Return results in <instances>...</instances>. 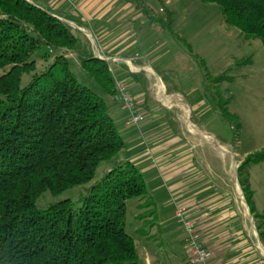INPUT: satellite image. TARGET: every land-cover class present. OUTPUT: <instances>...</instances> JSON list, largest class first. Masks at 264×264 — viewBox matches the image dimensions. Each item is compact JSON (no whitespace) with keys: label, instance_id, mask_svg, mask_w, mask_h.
<instances>
[{"label":"trees","instance_id":"trees-1","mask_svg":"<svg viewBox=\"0 0 264 264\" xmlns=\"http://www.w3.org/2000/svg\"><path fill=\"white\" fill-rule=\"evenodd\" d=\"M199 1L216 5L221 21L241 41L264 47V0ZM65 21L88 28L79 17L34 0H0V264H139L135 242L124 230L125 201L145 194L135 167L114 166L88 188L77 208L70 199L36 207L46 192L56 196L88 183L102 162L125 148L108 104L77 81L66 54H73L101 93L116 101L108 62L95 57L87 37ZM43 46L55 55L21 87L22 76L35 71L31 57ZM227 72L212 77L209 88L204 70L205 91L221 120L235 121L239 128L220 90L222 82L233 79ZM127 76L146 91L143 74ZM259 163H264V151L246 155L237 167V181L264 245V213L255 211L249 184V168ZM147 204L152 209L138 217L151 218V226L154 204L138 207ZM138 231L146 235L144 228Z\"/></svg>","mask_w":264,"mask_h":264},{"label":"rangeland","instance_id":"rangeland-1","mask_svg":"<svg viewBox=\"0 0 264 264\" xmlns=\"http://www.w3.org/2000/svg\"><path fill=\"white\" fill-rule=\"evenodd\" d=\"M34 1L42 7L66 12L73 18L79 17L87 23V29L79 28L72 22L67 23L87 33L82 32L87 37L93 52L99 41L102 51L114 55L115 50H111V47L114 46L115 41L112 38L109 40L107 35V43L103 44L99 38L98 7L100 5L101 15L105 18L104 21L108 22V32L115 35L118 30L117 23L126 26L121 30L122 40H124L123 34L131 35L128 42L132 44V49L145 50L144 53H147L148 63L153 71L152 73L146 59L135 50L133 53L135 59L128 64L133 65L136 61L144 63L140 68H143V76L148 81L146 91L139 89L132 92L128 76L119 80L125 83L142 113L141 134L149 142L150 151H141L132 133L128 134L130 130L123 128L124 112L119 113L113 102L101 93L91 77L78 65L75 56L66 54V57L70 59V69L77 81L99 95L108 104L109 114L125 142V148L110 161L102 162L96 169L93 179L88 183L69 188L56 196L46 192L37 200L36 207L43 209L55 201L70 199L73 206L77 208L82 204L88 188L100 182L114 166L131 165L138 169L144 181L145 194L143 197L125 201L124 230L135 242L139 264H146L147 256H150L153 262L161 261L163 264L173 262L171 256L174 253L179 259L185 257L186 248L179 239L178 226L173 229L162 228L163 225L158 228L155 223L149 226L151 218H139L138 216L152 207L149 204L143 208L138 206L141 203L151 202L154 207L157 206L159 212H162V207L167 205L164 196L167 189L165 178L174 171L176 173L179 171L181 176L191 175L194 170L193 163L196 162L199 165V153L202 154V165L218 166L219 179L234 180L236 166L232 165L231 156L222 155L211 146L219 144L228 151L235 152L236 160L248 154L264 151V47L258 41H241L238 32L227 28L221 21L220 10L216 5L204 4L199 0ZM159 1L164 7L173 11L171 30L175 32L171 35V40L164 27L167 15ZM149 15L154 16L157 22L150 25L146 20ZM110 19H112L111 23ZM157 37H160V40ZM44 55H47L45 61L42 59ZM54 55L55 53L45 46L34 53L31 60L35 62V71L22 76L21 87L28 84L34 73L44 70ZM240 63L243 65L239 66ZM166 66L180 73L179 78L184 81L185 87H190L187 94L183 93L186 101L180 94L166 93L164 85L163 91L159 90L158 83L161 80H158L160 77L153 69H164ZM108 67L112 69V66ZM132 68L135 70L134 67ZM204 70L210 76L207 80L209 88L213 86L210 79L226 70H228L226 75L233 78L231 81L222 82L220 90L223 97L229 100L228 112L238 118L239 128L235 121L230 123L221 120L209 91L200 93L193 89L196 83H206ZM3 71L4 69H0V74ZM115 80L118 79L114 78V82ZM146 94H148L146 96L147 103H149L148 110L143 107V97ZM201 100L203 104L199 110H192L187 105L188 102L190 106H194L197 101L200 103ZM163 105H170L168 114L161 111ZM185 123L186 126H191L193 134L200 132L199 134L205 135L207 139L204 140L211 146L205 141H196L202 146L193 148L186 145L185 135L187 134L191 140L193 137L187 132ZM211 134L218 138V140L215 139L217 142ZM236 164L238 165L237 161ZM221 169H224V172H221ZM250 181L254 190V200L260 209L264 210V163L250 168ZM154 209L156 210V207ZM174 221L171 220V223L175 224L176 221ZM154 222H156L155 219ZM141 228L145 229L147 236L140 234L138 230ZM259 251L264 256V245Z\"/></svg>","mask_w":264,"mask_h":264},{"label":"crops","instance_id":"crops-1","mask_svg":"<svg viewBox=\"0 0 264 264\" xmlns=\"http://www.w3.org/2000/svg\"><path fill=\"white\" fill-rule=\"evenodd\" d=\"M159 3L161 6H163L162 8L166 12V14L168 12L171 13L170 19L172 24L173 11L164 7L162 2L159 1ZM99 7H98L99 38L101 42H103V44L107 43V38H108L107 35L109 36V40L112 38L115 42L113 43L114 46L111 47V50L112 49L115 50V54L114 55L109 53L107 54L104 51H102L103 49L101 50L99 46L100 45L99 41H97L98 46H96V48L98 49L100 55L106 59L108 65L112 66L113 72L111 73L113 74V77L118 80H121L124 77H126L129 73L136 75L144 74L142 72L143 68H140L142 67V65H144L143 62L140 61L133 62L134 66L132 64L130 65L128 64V62H131L135 59V57L133 56L135 50L140 53L141 57H144L146 59L147 61L146 63L149 65L150 70L152 71V67L148 63L147 53H144L145 50L143 49L139 50L136 48L132 49V44L128 42L129 38H131V35L123 34L122 37L124 40H122L121 35L123 32L121 30L126 26H122L121 24L117 23L116 27L118 30L115 33V35H113V33L111 32H108V28H107L108 22L104 21L105 18L101 15ZM131 10L133 11V9ZM146 20L149 22L150 25H152L153 22L154 23L157 22L155 21V17L152 15L147 16ZM111 21L112 19H110L109 22L111 23ZM164 27L168 31L169 40H171V35L175 32V30H173L174 32H172L171 25L170 26L168 25L167 18ZM158 38L160 40V37H157V39ZM183 42L185 41L183 40ZM143 47H145V45H143ZM183 51H185V49ZM95 57L97 56L95 55ZM131 66L134 67L135 70ZM153 70L158 74L160 80H161V76L162 78H164L165 82L161 80L163 83L161 84L165 86L166 93H169V95L180 94L183 97V99L186 101V98L183 95V93H186L187 90L190 89V87L189 88L185 87L184 81L181 80V78H179L180 73L178 74L176 70L170 69L169 66H166V68L164 69L162 68V69H156V70L153 69ZM181 76L183 75L181 74ZM129 82L131 86L130 89L132 90V92L138 91L139 89L143 90L140 81L131 79L129 80ZM195 86L196 87H194L193 89L198 90L201 93L205 91L206 83L205 82L196 83ZM167 87L171 89V92L167 91ZM146 96H148V94H146L145 97H143L144 98L143 107L145 108V110H148L149 103H147ZM112 102L115 108H117V110L120 113L121 109L119 108L118 102L117 101H112ZM168 102L170 101L168 100ZM202 104H203L202 100L200 103H198L197 101L194 106H190L189 103L187 102V105L192 110H199ZM168 107L170 108V105L169 106L163 105L161 111L165 114H168L169 113ZM124 114L125 117L122 122L123 128L125 130H130L128 134L132 133V135L135 137V142L138 143L137 145L139 150L150 151L149 142L146 141L145 138H143V135L141 134L140 125L139 127H127L125 125L126 113L124 112ZM185 122L187 123V121ZM196 126L198 127V125ZM187 132L189 133V135L193 137V140H191L186 134L185 144L190 145L192 148L194 146L195 147L199 145L202 146V144L196 143V141L201 142V141H205L204 139H207L205 135L203 136L199 134L200 133L199 131L198 134H193L194 131L191 132L187 128ZM201 133L203 134V132ZM211 135L214 138V140L215 139L218 140L216 136H214L213 134ZM205 143L211 146L206 141ZM219 143L221 145H224L223 142L219 141ZM217 146L220 145L217 144L215 146H211V148L216 149L222 155H230L232 165H234L232 160L233 157L235 159V162L236 161L238 162V165L245 158V156H243L241 159L236 160L235 152L232 153L222 146H220L222 147V149H219V147ZM223 151H226V153H224ZM198 162L199 165L196 162H194L195 164L193 163L194 170L192 171L191 175L181 176V174H179V171L177 173L175 171L174 172L172 171L173 173L170 174L167 178H165L166 179L165 184L167 185V189L164 192L165 194L164 196L166 197L167 205L162 207V212H159V210H157V206H155L156 212L154 219L156 220V222L154 223L156 224V227L159 228V226L163 225L164 227L162 228L173 229L176 228V226H178L179 229L177 231L179 234L178 235L179 239L184 243L183 234L179 225H177V223H175L176 225L171 223V220L172 221L175 220L174 219L175 205H178L185 210L187 216L197 221L200 230L201 241L203 245L211 252L210 264H250L255 259L264 258L263 254L259 251L260 249L258 245L259 239L254 225V219L249 211V214L252 217V223H253L252 225V223L249 220L248 211L243 203V201L245 200L241 188L237 181V168L236 170H234V180L219 179L218 178L219 169L217 165H209V164L202 165L201 153L198 154ZM250 168H249V184H250V189L253 192V206L256 212L264 213V210L260 209V207L256 204V201L254 200V190L252 189V184L250 181ZM220 171L224 172V169H221ZM171 257H173L172 260H174L173 262H171L173 264H189L187 251H186V256L180 259L177 257L176 253L172 254ZM156 262L157 263H155V261L153 262L150 256L149 257L147 256L146 264H163L161 261H156Z\"/></svg>","mask_w":264,"mask_h":264},{"label":"built area","instance_id":"built-area-1","mask_svg":"<svg viewBox=\"0 0 264 264\" xmlns=\"http://www.w3.org/2000/svg\"><path fill=\"white\" fill-rule=\"evenodd\" d=\"M95 55L100 60L106 59L100 55L95 48ZM111 71V68L108 67ZM116 96L115 99L119 104L121 111L126 113L125 125L127 127H138L143 119L142 113L136 106L127 86L124 82L115 80ZM174 218L179 225L183 241L188 255L189 264H210L211 252L203 245L198 223L195 219L186 215L185 210L175 205ZM250 264H264V258H258Z\"/></svg>","mask_w":264,"mask_h":264},{"label":"water","instance_id":"water-1","mask_svg":"<svg viewBox=\"0 0 264 264\" xmlns=\"http://www.w3.org/2000/svg\"><path fill=\"white\" fill-rule=\"evenodd\" d=\"M66 23H67V21H65ZM82 32H84V34H87L84 30H82V29H80ZM158 78V77H157ZM158 80H160V78H158ZM224 153H226V151H223ZM233 164L236 166V168H237V164H236V162H235V159H234V157H233ZM235 175H236V172H235ZM243 203H244V205H245V207H246V209H247V211H248V214H249V210H248V207H247V204H246V202L245 201H243ZM249 220H250V222L252 223V217H251V215L249 214ZM252 225H253V223H252ZM258 245H259V247L260 248H262V245H261V243L258 241Z\"/></svg>","mask_w":264,"mask_h":264},{"label":"bare ground","instance_id":"bare-ground-1","mask_svg":"<svg viewBox=\"0 0 264 264\" xmlns=\"http://www.w3.org/2000/svg\"><path fill=\"white\" fill-rule=\"evenodd\" d=\"M148 70H149V69H148ZM152 73H153V72H152ZM158 87H159V90L163 91V85L161 84V82L158 83ZM158 93H159V92H158ZM162 96H164V95H162ZM164 97H165V96H164ZM164 97H163V98H164ZM163 101H164V100H163ZM165 102H166V101H165ZM182 110H183V109H182ZM187 128H188L189 131H191V132L193 131V130L191 129V126L187 125ZM187 128H186V129H187ZM194 130H195V129H194ZM203 139H204V138H203ZM217 147H219V149H222V147H220V146H217Z\"/></svg>","mask_w":264,"mask_h":264}]
</instances>
